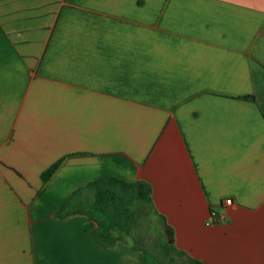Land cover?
Here are the masks:
<instances>
[{
  "label": "crops",
  "instance_id": "obj_1",
  "mask_svg": "<svg viewBox=\"0 0 264 264\" xmlns=\"http://www.w3.org/2000/svg\"><path fill=\"white\" fill-rule=\"evenodd\" d=\"M104 177L192 258L264 264V0H0V264H142L54 216Z\"/></svg>",
  "mask_w": 264,
  "mask_h": 264
},
{
  "label": "trees",
  "instance_id": "obj_2",
  "mask_svg": "<svg viewBox=\"0 0 264 264\" xmlns=\"http://www.w3.org/2000/svg\"><path fill=\"white\" fill-rule=\"evenodd\" d=\"M63 160H58L42 172L43 183L53 177ZM141 213H156L150 183L144 180L131 182L118 177H104L75 190L66 203L54 212V216L59 219L76 214L89 217L96 223L92 231L95 241L103 247L112 248L124 239V235L131 233L138 224ZM159 217L170 230V235L166 242L159 245V253L154 254L145 248L134 247L144 255L142 264H204L174 246L172 229L164 216ZM178 256L182 257V261L178 260Z\"/></svg>",
  "mask_w": 264,
  "mask_h": 264
},
{
  "label": "rangeland",
  "instance_id": "obj_3",
  "mask_svg": "<svg viewBox=\"0 0 264 264\" xmlns=\"http://www.w3.org/2000/svg\"><path fill=\"white\" fill-rule=\"evenodd\" d=\"M164 228L159 216L157 217L153 213L148 215L141 213L138 224L127 236L131 237L137 247L145 248L156 254L160 251L159 245L167 241V234ZM177 258L182 261V257L178 256Z\"/></svg>",
  "mask_w": 264,
  "mask_h": 264
},
{
  "label": "built area",
  "instance_id": "obj_4",
  "mask_svg": "<svg viewBox=\"0 0 264 264\" xmlns=\"http://www.w3.org/2000/svg\"><path fill=\"white\" fill-rule=\"evenodd\" d=\"M227 205H231L232 204V200H226V202H225ZM211 215L213 216V217H215V219H220V217H219V215L216 213V212H212L211 213Z\"/></svg>",
  "mask_w": 264,
  "mask_h": 264
}]
</instances>
